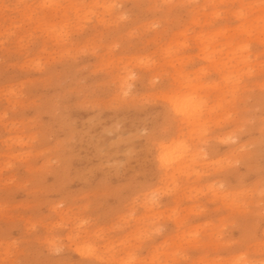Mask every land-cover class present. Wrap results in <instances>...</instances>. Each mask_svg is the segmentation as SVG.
Wrapping results in <instances>:
<instances>
[{"label":"rangeland","instance_id":"1","mask_svg":"<svg viewBox=\"0 0 264 264\" xmlns=\"http://www.w3.org/2000/svg\"><path fill=\"white\" fill-rule=\"evenodd\" d=\"M232 5L255 7L238 20ZM261 11L260 0H0V261L82 264L89 244L98 264L238 259L228 238L244 208L221 185L243 189L259 231V152L229 178L241 155L229 139L246 116L260 134ZM192 97L194 115L177 117L171 103ZM169 145L179 150L161 162Z\"/></svg>","mask_w":264,"mask_h":264},{"label":"snow or ice","instance_id":"2","mask_svg":"<svg viewBox=\"0 0 264 264\" xmlns=\"http://www.w3.org/2000/svg\"><path fill=\"white\" fill-rule=\"evenodd\" d=\"M48 6V5H45ZM181 7V6H176ZM231 7L239 8L240 15L237 18L238 20H243L247 13L245 12L246 8L255 7V5H232ZM261 7V21L262 25H264V0H260ZM249 50L251 49V45L248 46ZM259 80L262 84L260 90V108H259V128L260 134L259 137H255L248 133V126H256V121L251 116H246L244 119L246 123L239 129V131L235 134L234 137L229 139V143L237 147L239 152L241 153L234 162L230 165V177H238L240 174V170L242 168L252 169L255 166L254 154L259 152V166L261 170V191H260V206H259V231L257 230L255 221L251 219L252 214L255 212L254 209L248 206L246 200H242L239 198V193L243 191V189L236 185L233 187L232 184L225 183L221 185L226 193L235 192L237 193V199L234 201L236 205H239L244 208V212L241 216L234 217L232 220L233 227L239 231V236L229 237L230 250L240 253L239 258L235 260L228 261L227 264H264V56L261 57V66L259 71ZM238 84H242V81L237 82ZM157 89L161 93H165L168 90V83L166 81H158ZM235 91L239 92V87L235 89ZM129 93H124L123 99L126 101L128 99ZM203 109L197 113L198 116H202ZM177 117L190 118L187 114L176 111ZM175 125L165 124L161 130V137L169 136L174 134ZM201 135L208 136L210 135V130L204 128L201 130ZM258 139V143L255 141ZM207 158V157H206ZM161 162L165 161V156L160 157ZM132 185L135 186V181L132 182ZM163 207V204H161ZM247 219L248 223L244 227H239L241 220ZM198 235V234H197ZM223 239V235L221 236ZM153 244H159L158 240H154ZM255 248V252L248 253L245 250ZM11 251V250H10ZM58 252V250H56ZM82 254L87 257L82 264H98L95 259L96 256V248L94 245L89 244L84 249H82ZM0 264H69L66 260H50L46 262H25L19 260H9V261H0ZM101 264H135L134 260H126V261H115V260H105L101 262ZM151 264H165L163 259L153 260ZM171 264V262H168Z\"/></svg>","mask_w":264,"mask_h":264},{"label":"bare ground","instance_id":"3","mask_svg":"<svg viewBox=\"0 0 264 264\" xmlns=\"http://www.w3.org/2000/svg\"><path fill=\"white\" fill-rule=\"evenodd\" d=\"M125 90L127 91L128 90V88L126 87L125 88ZM171 106L173 107V111L176 113V111H180V112H183V113H185V114H187V116H191L193 113H195V109L197 108V106H198V103L196 102V100L192 97V98H188V99H183V100H181V101H173L172 103H171ZM194 115V114H193ZM179 145V144H178ZM173 146V145H172ZM167 146V147H162V149H164L163 151H167V152H164L163 154H161L160 155V157L163 155V156H165V161H167L168 160V162H169V160L171 159V158H173L172 157V155L176 152V151H178L179 150V148H178V150L176 149L178 146L176 145V147L175 146ZM180 148H181V146H180ZM171 149H173L172 151H171ZM160 159V158H159ZM161 160V159H160Z\"/></svg>","mask_w":264,"mask_h":264}]
</instances>
